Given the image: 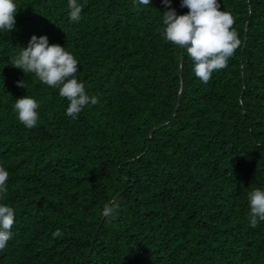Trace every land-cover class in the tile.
<instances>
[{"label": "trees", "instance_id": "16d2710c", "mask_svg": "<svg viewBox=\"0 0 264 264\" xmlns=\"http://www.w3.org/2000/svg\"><path fill=\"white\" fill-rule=\"evenodd\" d=\"M15 2L0 30V204L16 211L0 264H264L248 200L264 191V0H220L242 43L206 84L166 40L162 0H77L76 22L69 0ZM34 35L74 55L96 105L74 119L59 89L12 66ZM26 95L32 129L14 110Z\"/></svg>", "mask_w": 264, "mask_h": 264}, {"label": "clouds", "instance_id": "9594fccd", "mask_svg": "<svg viewBox=\"0 0 264 264\" xmlns=\"http://www.w3.org/2000/svg\"><path fill=\"white\" fill-rule=\"evenodd\" d=\"M152 0H134V4L148 6ZM169 9L163 13L164 36L167 41L186 49L194 63V73L203 83H208L214 72L228 66L241 39L234 28L235 18L230 12L221 10L220 0H181V7H187V14L178 15L171 7L172 0H162ZM71 21H79L82 6L77 0H69ZM17 4L15 0H0V30L10 31L16 23ZM13 67L22 69L26 74L33 73L40 82L50 88L59 89V95L69 102L66 114L77 118L88 106L96 105V96L90 97L85 84L76 78L78 60L59 44H50L47 36H32L28 46L11 58ZM18 87H26L25 81H18ZM40 104L30 96L16 99L14 110L18 120L26 128L37 126L40 119ZM9 172L0 166V198L7 193ZM250 204V224L256 227L257 218L264 220V191L259 188L248 193ZM120 207L115 198L103 207L102 215L112 217ZM16 211L12 206L0 204V250H4L12 238ZM53 238L62 235L57 229Z\"/></svg>", "mask_w": 264, "mask_h": 264}]
</instances>
